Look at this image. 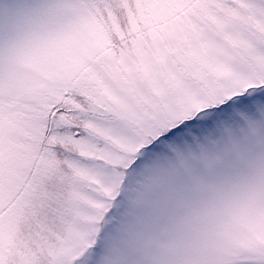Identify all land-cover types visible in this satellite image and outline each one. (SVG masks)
<instances>
[{"label": "snow or ice", "instance_id": "snow-or-ice-1", "mask_svg": "<svg viewBox=\"0 0 264 264\" xmlns=\"http://www.w3.org/2000/svg\"><path fill=\"white\" fill-rule=\"evenodd\" d=\"M0 264H264V0H0Z\"/></svg>", "mask_w": 264, "mask_h": 264}]
</instances>
